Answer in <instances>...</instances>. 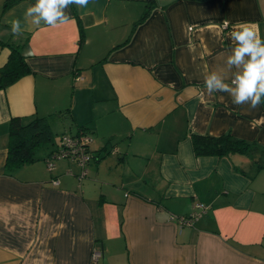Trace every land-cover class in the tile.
Masks as SVG:
<instances>
[{"label":"crops","instance_id":"crops-1","mask_svg":"<svg viewBox=\"0 0 264 264\" xmlns=\"http://www.w3.org/2000/svg\"><path fill=\"white\" fill-rule=\"evenodd\" d=\"M3 2L0 68L2 43L35 54L0 89V264H264V167L196 156L191 141L231 131L264 146V107L208 95L203 79L217 71L230 82L237 22L264 38V0H92L55 28L25 19L35 0L2 12ZM35 115L91 136L85 176L74 159L49 170L52 148L6 170L9 119ZM196 204L205 212L180 226Z\"/></svg>","mask_w":264,"mask_h":264},{"label":"clouds","instance_id":"clouds-1","mask_svg":"<svg viewBox=\"0 0 264 264\" xmlns=\"http://www.w3.org/2000/svg\"><path fill=\"white\" fill-rule=\"evenodd\" d=\"M91 2L92 0H35L33 5L26 8L24 16L35 26L43 24L55 28L73 22L68 12L70 6L85 9ZM10 25L14 37L23 33L19 19L12 20ZM229 38L233 46L225 63L231 72L230 82L220 72L211 71L204 75V87L208 95L227 93L233 104H248L250 109H256L264 103V38L259 33L258 25L249 22H237L233 25ZM34 54L30 47L22 53L26 62Z\"/></svg>","mask_w":264,"mask_h":264},{"label":"trees","instance_id":"trees-1","mask_svg":"<svg viewBox=\"0 0 264 264\" xmlns=\"http://www.w3.org/2000/svg\"><path fill=\"white\" fill-rule=\"evenodd\" d=\"M17 1L19 0H4L2 12ZM145 14L146 13H144L142 18ZM2 44L9 47L10 53L6 63L0 68V89L6 88L31 71L22 55L24 44L10 42ZM261 105L264 107V103H261ZM64 133L71 134L75 137L81 135L83 132H63L60 136ZM59 139L54 142L53 133L47 116H12L8 121V145L5 161L6 170L8 172L12 171L15 168L38 159L36 155L37 150L44 145L52 144V149L45 157L46 161L47 158L54 155V153L58 151L59 146H61ZM191 141L196 156H226L231 158L236 154L245 155L252 159L257 169L264 167V146L237 137L232 134L231 131H226L220 135L195 133L191 135ZM85 152L89 156V159H87L85 163V165H87L89 160L94 157V154L89 148V144L86 145ZM59 159L72 158H58L54 159V162Z\"/></svg>","mask_w":264,"mask_h":264},{"label":"built area","instance_id":"built-area-1","mask_svg":"<svg viewBox=\"0 0 264 264\" xmlns=\"http://www.w3.org/2000/svg\"><path fill=\"white\" fill-rule=\"evenodd\" d=\"M225 26V25H224ZM79 79H82V77H78ZM91 141V137L86 134H81L77 136H73L71 134L64 133L60 136L59 142L60 145L58 148V151L54 153V155H51L47 158L46 164L49 170H53L55 167L54 159L58 158H72L78 162V164L81 166V173L79 178H82L87 174L86 169V160L89 159L88 154L85 152L86 145L89 144ZM52 183L57 184L58 179L52 178ZM196 207H198L197 210L193 211L191 214L187 216H180L177 218L179 225H191L196 219H198L204 212H205V206L201 204H196ZM101 255L100 250L98 249H92L91 257L93 260H96Z\"/></svg>","mask_w":264,"mask_h":264},{"label":"rangeland","instance_id":"rangeland-1","mask_svg":"<svg viewBox=\"0 0 264 264\" xmlns=\"http://www.w3.org/2000/svg\"><path fill=\"white\" fill-rule=\"evenodd\" d=\"M64 124H66V126L64 125V127H62V125L59 124V125L52 128L54 142L59 139L60 132L62 130L69 131L70 128L72 129V131L75 130V128L69 122H65ZM63 128H65V129H63ZM52 146H53L52 144H47V145L40 147L37 150L36 155H42L47 150V148H51Z\"/></svg>","mask_w":264,"mask_h":264}]
</instances>
